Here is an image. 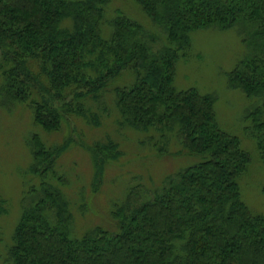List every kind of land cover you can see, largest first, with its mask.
I'll use <instances>...</instances> for the list:
<instances>
[{
	"label": "trees",
	"instance_id": "1",
	"mask_svg": "<svg viewBox=\"0 0 264 264\" xmlns=\"http://www.w3.org/2000/svg\"><path fill=\"white\" fill-rule=\"evenodd\" d=\"M210 28L234 29L247 48L227 85L253 102L246 129L264 162V0H0V107L27 110L34 130L0 264H264V217L241 197L249 153L218 125L214 94L174 87L191 34ZM109 87L118 127L183 165L157 186L129 184L111 200L113 232H75L66 194L73 181L57 165L64 149L42 135L58 133L68 115L98 127ZM89 151L102 161L122 155L108 136ZM7 213L0 199V216Z\"/></svg>",
	"mask_w": 264,
	"mask_h": 264
},
{
	"label": "rangeland",
	"instance_id": "2",
	"mask_svg": "<svg viewBox=\"0 0 264 264\" xmlns=\"http://www.w3.org/2000/svg\"><path fill=\"white\" fill-rule=\"evenodd\" d=\"M133 10L130 6L126 8L129 14H135L137 20L149 28L151 25L147 19L143 20ZM150 30V33L162 37L158 29L150 27ZM161 45L160 38L154 47ZM191 50V56L186 59L189 62L181 59L177 62L174 87L177 90L195 88L202 94L215 95L218 125L224 132L235 136L251 157L248 173L240 181L241 197L254 213L264 217V162L258 158L255 143L246 129L249 122L245 119L253 102L241 91L229 88L226 77L246 56L247 48L234 29L220 31L210 28L191 34ZM111 89L107 88L102 95L103 105L108 111L98 127H90L81 118L68 115L58 133L42 135L51 146L64 149L57 158V165L63 175L73 181L66 194L73 205L75 232L95 227L113 232L114 224L108 216L111 200L118 199L129 184H144L147 188L157 186L164 176L174 174L183 165L184 159L172 156L159 159L152 150L140 146L142 136L118 127V114L109 103ZM12 110L0 107V199L5 201L8 210L6 215L0 216L1 263L19 213V202L24 192L23 177L30 164L25 139L34 132L28 111L20 110V106ZM105 136L119 145L122 155L117 160L102 161L89 151L93 142ZM176 149L171 147L169 150ZM101 161L103 165H100Z\"/></svg>",
	"mask_w": 264,
	"mask_h": 264
}]
</instances>
